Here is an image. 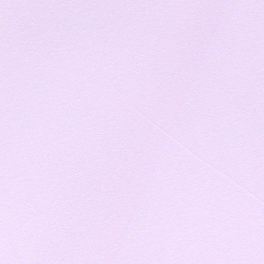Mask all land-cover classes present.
Returning a JSON list of instances; mask_svg holds the SVG:
<instances>
[{
	"label": "snow or ice",
	"instance_id": "1",
	"mask_svg": "<svg viewBox=\"0 0 264 264\" xmlns=\"http://www.w3.org/2000/svg\"><path fill=\"white\" fill-rule=\"evenodd\" d=\"M0 264H264V0H0Z\"/></svg>",
	"mask_w": 264,
	"mask_h": 264
}]
</instances>
